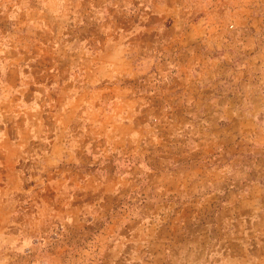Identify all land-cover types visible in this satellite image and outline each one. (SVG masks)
I'll use <instances>...</instances> for the list:
<instances>
[{"label":"rangeland","instance_id":"1","mask_svg":"<svg viewBox=\"0 0 264 264\" xmlns=\"http://www.w3.org/2000/svg\"><path fill=\"white\" fill-rule=\"evenodd\" d=\"M0 264H264V0H0Z\"/></svg>","mask_w":264,"mask_h":264}]
</instances>
